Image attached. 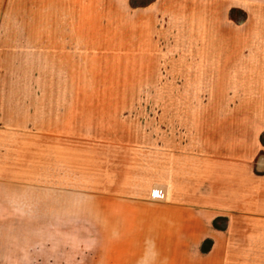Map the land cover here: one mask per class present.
<instances>
[{
	"label": "rangeland",
	"instance_id": "rangeland-1",
	"mask_svg": "<svg viewBox=\"0 0 264 264\" xmlns=\"http://www.w3.org/2000/svg\"><path fill=\"white\" fill-rule=\"evenodd\" d=\"M0 30L20 44L1 101L47 127L71 110L78 138L223 156L253 137L264 153V0H13ZM66 198L71 216L0 240V264H216L117 197Z\"/></svg>",
	"mask_w": 264,
	"mask_h": 264
},
{
	"label": "crops",
	"instance_id": "crops-1",
	"mask_svg": "<svg viewBox=\"0 0 264 264\" xmlns=\"http://www.w3.org/2000/svg\"><path fill=\"white\" fill-rule=\"evenodd\" d=\"M12 7L13 0H0V27L12 17ZM10 40L12 35L0 30V88L14 78L4 57L20 44ZM1 99L0 240L23 241L29 232H43L50 208L71 216L76 206L71 197H117L123 210L157 218L155 231L177 237L180 247L194 249L202 259L248 264L262 258L264 240L253 237L264 233V153L253 137L249 151L223 156L146 150L124 139L78 138L71 110L58 125L47 127L39 108L29 117L26 104L22 114L21 97H11L18 103L9 108ZM1 249L0 262H8L12 253L2 255Z\"/></svg>",
	"mask_w": 264,
	"mask_h": 264
}]
</instances>
